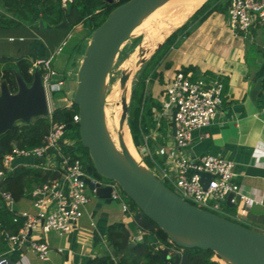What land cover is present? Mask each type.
<instances>
[{
  "label": "crops",
  "instance_id": "1",
  "mask_svg": "<svg viewBox=\"0 0 264 264\" xmlns=\"http://www.w3.org/2000/svg\"><path fill=\"white\" fill-rule=\"evenodd\" d=\"M217 3L209 2L192 16L200 4L183 22L187 21V24L176 35L165 59L148 74L145 95L159 102L158 113L165 101V88L177 70L186 68L185 74L192 80L220 75L222 103L209 125L192 132L185 153L194 160L204 155H215L233 162L234 181L258 201L250 205H232L235 212L231 217L264 233V93L261 90L264 85V27H255L245 35L233 32L227 24L226 10L213 8ZM220 4H223L222 0L218 7ZM86 29L78 24L68 32L43 31L23 22L9 25L0 22V56L25 57L32 63L36 58L60 53L67 40L74 37L75 42L66 58L60 66H54L63 73L59 72V77L65 81L63 90L67 97L75 87L76 72L88 42L89 30ZM83 41L85 43L80 44ZM169 68L174 69L168 72ZM257 83H260L259 89L254 91ZM151 109L154 125L144 133L141 150L143 155L152 159L159 157L163 164L167 154L159 152V148L165 146L170 149L173 142L171 113L158 115L155 107ZM18 161L23 164L34 162L27 158H19ZM105 183L102 181V185ZM88 191L89 200L83 214L70 232L51 230L41 234L50 248L45 260H39L27 244L11 249L6 241L7 249L0 253V257L14 264H85L90 257L111 253L104 236L109 224L124 222L131 236L137 233L131 210L123 212L119 201L100 198L90 191L91 197ZM25 199L29 200L28 196L16 203ZM25 210L32 212L33 208L30 206ZM140 235L141 241L156 243L152 235L144 232Z\"/></svg>",
  "mask_w": 264,
  "mask_h": 264
},
{
  "label": "water",
  "instance_id": "2",
  "mask_svg": "<svg viewBox=\"0 0 264 264\" xmlns=\"http://www.w3.org/2000/svg\"><path fill=\"white\" fill-rule=\"evenodd\" d=\"M167 1L127 0L114 7L90 33L76 72L75 87L67 93V98L78 108L80 140L91 159V165L86 166L88 176L84 178L85 182L88 189L100 198H110L111 192V186L102 185V181L116 182L126 197L180 248L212 250L226 264H264L263 232L185 201L164 184L142 159L136 158L129 151L122 131L124 123L127 124L129 110V100L125 98V93L130 72L125 69L120 72L118 82L124 94L120 101L117 144L107 127V78L120 47L145 18ZM66 26L65 22H61L54 27ZM39 28L43 31L52 30L45 28L42 21H39ZM161 43L156 44L154 51ZM138 51L136 65L145 61L146 49L142 44ZM13 74L17 86L15 92L9 90L5 80L0 82V134L12 129L17 120L29 122L35 116L48 114L39 71L33 72L29 85L17 71L13 70ZM259 86L260 83H257L254 91ZM171 133L175 134L173 121ZM93 170L101 177H91ZM199 175L204 186L212 179V175L206 172H199ZM232 195L230 193L227 196L226 205H234L230 202ZM134 244V241H130L127 249L130 250ZM158 250L166 262L178 264V252L171 259L167 247H159ZM1 264L14 263L3 261Z\"/></svg>",
  "mask_w": 264,
  "mask_h": 264
},
{
  "label": "built area",
  "instance_id": "3",
  "mask_svg": "<svg viewBox=\"0 0 264 264\" xmlns=\"http://www.w3.org/2000/svg\"><path fill=\"white\" fill-rule=\"evenodd\" d=\"M70 1L61 0V4L65 6ZM226 16L229 28L245 35L255 27H264V0H230ZM52 58L53 54L46 58H36L29 68L31 74L35 70L40 73L48 105V131L38 145L19 147L13 144L11 150L3 155L0 169L2 178L5 171L13 170L19 165L56 172L55 177L33 187L28 193L32 212L16 209L12 193L9 190H0V197L13 215V220L23 219L16 234H9L0 228L3 240L11 249H19L27 244L39 260H45L50 251L41 234L51 230L59 233L70 232L82 216L84 206L89 200L84 179L88 176L86 168L78 158L69 153L73 141L64 136L65 124L51 118L53 93L63 90L65 85L64 79L59 77L58 71L52 66ZM222 88L219 74L211 78L192 80L189 75L179 70L165 88L162 110L155 112L158 115L171 113L175 134L170 149L165 146L159 148V152L167 154L166 160L162 165L156 164L152 170L163 183L169 182L182 199L214 213L223 210L222 204H226L225 200L230 193L233 194L230 198L233 204L250 205L258 201L234 181L232 161L215 155H204L194 160L185 153L191 142L192 132L206 127L215 118L222 103ZM261 90L264 93V85ZM70 104L71 101L66 106ZM72 118L78 122V113ZM19 158L32 159L34 162L23 164L18 161ZM199 172L212 175L206 186L200 181ZM105 184L111 186L110 198L121 203L123 212L130 211L126 196L118 184L114 181H106ZM140 234L141 230L138 229L131 236V240L140 241ZM176 252L180 254L181 248L172 247L169 250V253ZM3 261L6 262L7 259L0 257V264Z\"/></svg>",
  "mask_w": 264,
  "mask_h": 264
},
{
  "label": "trees",
  "instance_id": "4",
  "mask_svg": "<svg viewBox=\"0 0 264 264\" xmlns=\"http://www.w3.org/2000/svg\"><path fill=\"white\" fill-rule=\"evenodd\" d=\"M127 0H113L108 3L105 0H71L65 6H62L61 0H0V22L3 25L27 23L34 25L38 30V22L51 28L52 31L68 32L75 25L81 24L89 30V33L99 26L106 18L107 14L119 4ZM218 2L213 8H222L227 10L230 0H206L193 13L202 10L209 2ZM213 9L211 8L210 11ZM209 11V12H210ZM191 16V17H192ZM65 22L66 28H55L54 26ZM187 21L176 28L168 35L161 45L151 54L140 72L137 80L134 82L130 92L129 110L127 115V125L131 135L132 142L137 150H140L143 144V135L147 133L149 126L154 125L152 106L159 110V102L151 100L145 95L146 78L148 74L155 71L160 61L165 59L170 46L174 44L178 32H182ZM90 36V35H89ZM167 62V61H166ZM30 61L25 57L12 58L0 56V81L5 80L11 92L17 89L13 70L17 71L24 79L27 85L32 81V74L29 72ZM186 73L187 69H179ZM177 70V71H179ZM68 101H70L68 99ZM149 101V102H148ZM78 113V108L74 103L66 106V103L54 104L51 111L53 121L62 122L66 126L65 137L73 141L69 153L78 158L86 168L85 160L91 159L80 140L78 122L73 121V115ZM49 128L48 115L33 117L29 122L20 121L15 123L13 128L0 134V169L2 168V157L9 152L13 144L19 147H32L41 143L43 136ZM143 162L147 167L153 169L154 166L162 165V160L157 157L153 159L148 155L142 156ZM88 166V165H87ZM92 174L100 178L94 170ZM56 172L43 170L38 167L19 165L13 170L5 171L0 180V190H9L15 201L28 196L30 190L45 182L49 178L55 177ZM169 188L167 181H164ZM130 210L132 211L133 224L141 232L152 235L156 243L151 244L148 241H136L130 250L127 244L130 242L131 231L124 222H114L109 224L104 231L105 241L111 253L100 254L90 257L85 264H171L166 262L159 247H167L169 250L176 246L169 241L168 236L157 226V224L140 211L134 202L126 197ZM228 207V206H227ZM230 219V218H228ZM243 224L236 219H230ZM23 223L22 218L13 220V215L5 207L0 197V228L9 234H16ZM245 225V224H243ZM247 226V225H245ZM248 227V226H247ZM178 247V246H177ZM180 248V247H178ZM7 249L6 242L0 234V253ZM175 253L170 254L174 258ZM178 264H225L212 250L201 249L198 247L181 248Z\"/></svg>",
  "mask_w": 264,
  "mask_h": 264
},
{
  "label": "rangeland",
  "instance_id": "5",
  "mask_svg": "<svg viewBox=\"0 0 264 264\" xmlns=\"http://www.w3.org/2000/svg\"><path fill=\"white\" fill-rule=\"evenodd\" d=\"M169 5L172 6L173 8L172 7L169 8L168 7ZM176 5H178V4H176ZM175 6L172 3H168L167 5H165L162 8H157L147 18H145V20H143V23L145 25L143 27V29L145 28V30H150L153 25H155L157 22H160V18H162L164 15H167V13L170 12V11H172L171 9H174ZM161 13H163L164 15L161 14ZM169 18L167 17L166 19H169ZM163 21L164 22H161V23H166L167 20H163ZM139 26H137L133 30L131 37L121 45L120 50H119V52H118V54H117V56L115 58L114 64H113V66H112V68L110 70V73L108 75V78H107L108 86L111 84V85H113V88L116 89V93H115L114 99H110V98L107 99L106 105L109 107V109H110L109 111H112V110L115 111L117 109V107H116L117 104L121 106V102L120 101H121L122 95L124 94V90L123 89H120L119 87H116V84L119 82L120 72L123 69L126 68V67L125 68L123 67V64L125 63V61L129 62V66L125 70H127V71L130 72V78L128 80L129 82H127L128 83L127 84V90L129 92H128L127 95L125 94V98L130 101L129 95H130V92H131L132 85L137 80V78H138L140 72L142 71L145 63L147 62L148 58L154 52V48H155L156 44L159 43V42H163L168 35H170L176 28L179 27L178 26L176 28H173L170 31H168L166 33H163V34L160 33V31H154L150 35V37H146L145 31L142 29V26H141V28H139ZM78 28H81V27L79 26ZM86 30H88V29H86ZM88 34L90 35L89 31H88ZM71 37L67 40L66 45L63 47V51H61L58 54H55L54 53L53 58H52V66L53 67L55 65L56 66H60L61 65V62L66 58V55H67L68 51L71 49L73 43L75 42V38L74 37L71 38ZM89 37L87 38V40L89 39ZM153 37H154V39H153ZM87 40H84V41L86 42ZM143 40H145V42H146V47H145L146 52H145V55H144L145 61L142 64H140V65H136V61L139 59L138 47L140 46V44H142V41ZM84 41L81 42L80 44L85 43ZM164 68H166V67L164 66ZM173 69L174 68H169L168 72L173 71ZM59 72L60 71H58V73ZM60 73H61V75H63L62 72H60ZM118 85H119V83H118ZM52 97H53L54 104H59V103H63V102H65V103L67 102L68 103L69 102L68 101V98L66 97V93H65L64 90L55 91L53 93V96ZM20 121L21 120H17L15 123H20ZM127 127H128V125H127ZM128 130H129V128H128ZM66 132L67 131H65V133ZM66 137L69 138L68 136H66ZM131 142H132V140H131ZM134 149H135L134 154L137 155V157L139 159H142V156H143V153L142 152H143V150H141V147H140V150H137L135 148V146H134ZM84 162H85L86 166L89 165V160L86 159ZM91 177H93V174H91ZM168 185H170L172 187V189H174V187L169 182H168ZM88 194L91 197H93V195H92V193L90 191H88ZM222 205H224L223 208L226 211L223 209L222 211L220 210V211H216V212L219 215H222V216H224L226 218L233 219L231 217V214L235 212L234 211L235 210V207L232 206V207L229 208V207H226L225 204H222ZM30 206H31V203H30V201L28 199H25V200H22L21 202L15 203V208H17V209H28V208H30ZM173 247L178 248L177 246H173Z\"/></svg>",
  "mask_w": 264,
  "mask_h": 264
},
{
  "label": "bare ground",
  "instance_id": "6",
  "mask_svg": "<svg viewBox=\"0 0 264 264\" xmlns=\"http://www.w3.org/2000/svg\"><path fill=\"white\" fill-rule=\"evenodd\" d=\"M204 0H169L167 1L165 4H163L162 6H160L159 8L164 7L165 5H167L168 3H172L174 4L175 8L171 9L172 11L168 12L167 15H164L162 18H160V22H157L155 25L152 26V28L150 30H145V28L143 29V27L145 26L144 23L140 24L139 28H141L145 31L146 37H150V35L154 32V31H160V33H166L168 31H170L173 28H176L178 26H180L188 17L189 15L197 8L200 6V4H202ZM169 8L172 6H168ZM173 8V7H172ZM162 10V9H161ZM169 19H166V18ZM145 20V19H144ZM163 20H167L166 23H161L164 22ZM158 36V35H157ZM160 36V35H159ZM163 36V35H162ZM145 37V38H146ZM152 39V38H151ZM154 39V37H153ZM161 39V38H160ZM148 42V41H147ZM150 43V42H149ZM155 43V42H154ZM142 45L143 48L146 47V42L145 40L142 41ZM150 45V44H149ZM129 66V62L125 61V63L123 64V67L127 68ZM125 68V69H126ZM129 82V81H128ZM108 83V81H107ZM128 84V83H127ZM116 87H119L118 83L116 84ZM120 88V87H119ZM121 89V88H120ZM129 89V88H128ZM123 91V90H122ZM128 90H126V95L128 94ZM115 93H116V89L113 88V85H109L107 88V97H106V103H107V99H114L115 97ZM119 94V93H118ZM116 99V98H115ZM120 100V99H119ZM116 102V101H115ZM105 103V115H106V122H107V127L109 129V132L111 133V136L113 138V140L115 141V143L117 144V132L119 130V117L121 114V106L120 105H116L117 109L114 111H109V107L106 105ZM123 134H124V138H125V142L127 144V147L129 149V151L136 157L137 155L134 154L135 149L133 146V142H131V135L129 134V130L127 127V124L124 123L123 125ZM224 262V261H223ZM225 263V262H224ZM226 264V263H225Z\"/></svg>",
  "mask_w": 264,
  "mask_h": 264
}]
</instances>
